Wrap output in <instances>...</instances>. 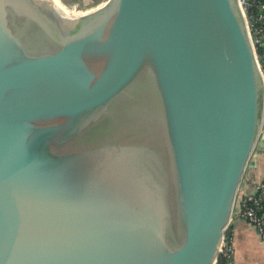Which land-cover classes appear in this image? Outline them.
<instances>
[{"label": "water", "instance_id": "water-1", "mask_svg": "<svg viewBox=\"0 0 264 264\" xmlns=\"http://www.w3.org/2000/svg\"><path fill=\"white\" fill-rule=\"evenodd\" d=\"M102 4L0 0V264H216L264 148L238 0Z\"/></svg>", "mask_w": 264, "mask_h": 264}, {"label": "built area", "instance_id": "built-area-1", "mask_svg": "<svg viewBox=\"0 0 264 264\" xmlns=\"http://www.w3.org/2000/svg\"><path fill=\"white\" fill-rule=\"evenodd\" d=\"M254 3H256V0H238L246 21L254 56L264 79V0H259L256 4V14L253 12L248 13ZM233 218L242 219L250 224L264 242V177L254 184L252 192L244 190L242 177L233 202L230 221ZM216 264H233L229 240H222Z\"/></svg>", "mask_w": 264, "mask_h": 264}, {"label": "crops", "instance_id": "crops-1", "mask_svg": "<svg viewBox=\"0 0 264 264\" xmlns=\"http://www.w3.org/2000/svg\"><path fill=\"white\" fill-rule=\"evenodd\" d=\"M264 148L255 145L249 157L248 164L243 175L244 190L253 191L256 182L264 177ZM232 233L229 245L232 250L233 264H264V242L259 238L255 229L246 221L233 218L230 221Z\"/></svg>", "mask_w": 264, "mask_h": 264}, {"label": "rangeland", "instance_id": "rangeland-1", "mask_svg": "<svg viewBox=\"0 0 264 264\" xmlns=\"http://www.w3.org/2000/svg\"><path fill=\"white\" fill-rule=\"evenodd\" d=\"M45 1H49V0H45ZM53 1H54L53 3L54 9L59 14H61L65 20H69V19H74L80 15H83L97 6L103 5L102 3H104L106 0H81V3L72 2V0H53Z\"/></svg>", "mask_w": 264, "mask_h": 264}, {"label": "trees", "instance_id": "trees-1", "mask_svg": "<svg viewBox=\"0 0 264 264\" xmlns=\"http://www.w3.org/2000/svg\"><path fill=\"white\" fill-rule=\"evenodd\" d=\"M249 1H251V0H249ZM259 2V0H256V3H254V5L248 10V13L249 12H253L254 14H256L257 13V11H256V4Z\"/></svg>", "mask_w": 264, "mask_h": 264}, {"label": "bare ground", "instance_id": "bare-ground-1", "mask_svg": "<svg viewBox=\"0 0 264 264\" xmlns=\"http://www.w3.org/2000/svg\"><path fill=\"white\" fill-rule=\"evenodd\" d=\"M51 1V2H50ZM52 6H53V3H54V1L53 0H49L48 1ZM56 11V10H55ZM56 13L60 16V17H62V15L61 14H59L57 11H56ZM62 19H64V17H62Z\"/></svg>", "mask_w": 264, "mask_h": 264}]
</instances>
